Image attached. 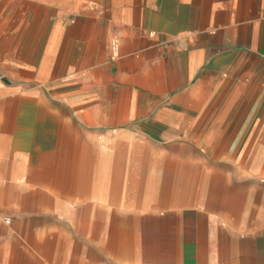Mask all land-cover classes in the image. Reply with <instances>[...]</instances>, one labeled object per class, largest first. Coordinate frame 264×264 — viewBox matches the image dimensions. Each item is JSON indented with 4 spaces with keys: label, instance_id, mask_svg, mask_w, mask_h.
<instances>
[{
    "label": "crops",
    "instance_id": "0c3cea01",
    "mask_svg": "<svg viewBox=\"0 0 264 264\" xmlns=\"http://www.w3.org/2000/svg\"><path fill=\"white\" fill-rule=\"evenodd\" d=\"M41 88L65 91L80 124H128L125 132L149 143L155 133L177 137L205 123L210 143L233 107L255 99L251 91L264 105V0H0V170L11 152L37 149L43 121L52 137L57 114L49 106L43 117L37 93L24 97ZM200 107L221 110L198 114ZM249 119L242 113L238 121ZM241 229L232 211L185 209L166 228L164 250L143 263L264 264V226Z\"/></svg>",
    "mask_w": 264,
    "mask_h": 264
},
{
    "label": "bare ground",
    "instance_id": "6f19581e",
    "mask_svg": "<svg viewBox=\"0 0 264 264\" xmlns=\"http://www.w3.org/2000/svg\"><path fill=\"white\" fill-rule=\"evenodd\" d=\"M48 108L43 102V117L49 115ZM24 113L29 115L30 108ZM52 130L50 137L49 124L43 121L37 149L11 152L10 166L0 170V264H87L80 257L81 241L69 230L110 261H144L151 250H164L165 230L171 221L180 224L182 207L195 204L211 211L217 198L237 199L248 193L235 189L206 199L201 192L208 180L218 185V178H211L220 175L202 164L153 152L149 143L130 137L97 142L91 149L61 118ZM198 168L202 172L197 173ZM221 182L230 186L228 179ZM138 184L142 196L133 201V187ZM133 203L141 205L136 211L140 214H133ZM149 203L156 204L152 211L145 206ZM221 206L237 208V204ZM135 219L142 234L137 242ZM170 258L178 261L176 249ZM88 259L97 261L92 255Z\"/></svg>",
    "mask_w": 264,
    "mask_h": 264
},
{
    "label": "rangeland",
    "instance_id": "374dc122",
    "mask_svg": "<svg viewBox=\"0 0 264 264\" xmlns=\"http://www.w3.org/2000/svg\"><path fill=\"white\" fill-rule=\"evenodd\" d=\"M24 92V97H29L31 92L37 93L38 96L50 106V109L57 114L58 118L70 123L72 130L77 136L82 137L84 142H86L91 149L97 147V142L108 144L115 140L126 141L129 137L133 138V133L125 132V128L128 124L123 127L113 128L110 126L98 125L96 123L80 124L73 121L71 118V111L68 110L63 101L65 91H52L46 88H41L34 91L26 90ZM258 93V90L251 91V95H253L255 99H251L249 106H235L230 110L227 121L223 125L221 136L210 143H206L202 139L203 134L206 131L205 123L192 131H187L182 134L180 133L177 137H165L164 134L155 133V136L148 140L153 152H164L169 154V156L171 155V157L176 154L182 162L189 161L199 166L202 164V168L204 167L208 170L213 169L214 172H217V174L220 175V177L214 176L211 178V181L218 178L220 181L218 185L214 188L205 187L203 193L201 192V195L208 196L210 194H215L219 196L225 191L232 194L235 192V189L238 191H247L248 193L245 192L247 193L245 196H240L237 199L223 200L217 198L211 209L213 213L219 211L223 212V214L232 211L235 218V226L242 227V229L244 227L253 229L257 225L264 226V220L257 219L259 212L264 210V105H259V101L257 100ZM21 94V92L17 94L10 93L9 99L22 97ZM220 110V107H200L197 108L195 112H198V114L212 115ZM242 113L250 118L248 124L238 121L241 118ZM230 117H235V121L231 122ZM247 125L248 132L246 138H242V128ZM136 135V138H133V140L136 139L140 143H148L145 142L143 138H140V134ZM28 149L29 147H26L16 150L15 152H23ZM255 158L257 159L256 162L254 161ZM8 166H10V164H8ZM200 170L202 169L198 168L197 173L202 172ZM223 179H228L230 186H226L227 184L222 183L221 181ZM9 182L12 181L9 180ZM13 182L19 184L23 181L15 180ZM208 184L210 185V180H208L207 185ZM138 185H136L137 188L133 187V194L131 196L133 201H138L142 196L141 184ZM222 204H237V208L232 209L227 207L226 210L222 208ZM145 206L148 210L152 211L151 208L156 206V204L153 205L149 203ZM140 207V204L133 203V214H140V212H136ZM184 207L181 208V211L188 208H199L198 205L195 204L189 206L186 205ZM193 211L194 210H192V212ZM186 212L188 211H185V214ZM159 214L162 215L163 212L160 211ZM185 214H183V216H186ZM215 216H219V214L217 213ZM135 220L133 226V239L135 237L137 242L142 234L141 230H139V220ZM215 222H217L219 226L225 225L226 223L222 218H215ZM213 225L216 226L215 223ZM69 233H71L78 242L81 241L82 248H80L79 252L81 255L80 257H82L87 264H124L110 261L109 257L92 243H88L83 238L73 234L71 230H69ZM91 255L97 260L96 262L89 263L88 256ZM174 262L177 261L174 260ZM44 264H49V262H44ZM133 264L144 263L137 258V261H133Z\"/></svg>",
    "mask_w": 264,
    "mask_h": 264
},
{
    "label": "built area",
    "instance_id": "2783aa9c",
    "mask_svg": "<svg viewBox=\"0 0 264 264\" xmlns=\"http://www.w3.org/2000/svg\"><path fill=\"white\" fill-rule=\"evenodd\" d=\"M118 42L117 40H113L112 44H111V57L112 59H116L119 56V52H118Z\"/></svg>",
    "mask_w": 264,
    "mask_h": 264
}]
</instances>
